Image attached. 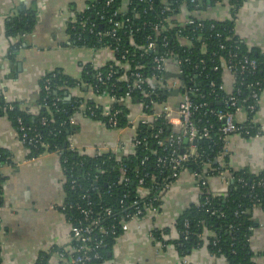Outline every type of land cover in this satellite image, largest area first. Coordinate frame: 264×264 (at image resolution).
<instances>
[{
	"label": "crops",
	"instance_id": "0c3cea01",
	"mask_svg": "<svg viewBox=\"0 0 264 264\" xmlns=\"http://www.w3.org/2000/svg\"><path fill=\"white\" fill-rule=\"evenodd\" d=\"M87 1L0 0V95L7 101L18 102L28 114L37 115L41 77L58 69L76 79L78 84L68 88L64 96L66 101L74 97L80 99L72 123L77 130L69 136L77 149L93 155L108 152L118 138H130L133 129L110 128L84 113L88 106L103 110L113 103L110 95L94 92L92 85L82 79L87 65L93 69L103 67L113 59V53L107 48L75 45L66 32L67 22ZM200 1L199 8L182 7L175 19L180 21L193 16L200 20L231 21L234 33L249 48L264 53V0H244L234 13L227 0ZM125 4L124 0L123 7ZM32 5L36 8V22L31 33L7 36L6 18ZM11 46L15 48L13 61L7 58ZM222 80L229 90L231 77L227 72L223 73ZM122 103L128 114L140 115L138 103L130 99ZM242 118L244 113L239 112L237 119ZM253 119L262 127L260 135L234 134L227 138L228 165L232 170L264 171V88ZM0 149L10 163L2 167L0 183V241L4 261L8 264H60L57 252L69 245L70 237L66 216L59 209L66 201V193L58 155L44 151L32 157L30 149L20 142L17 128L5 115H0ZM227 188L225 179L217 175L208 178L209 193L224 195ZM199 198L195 178L190 170L183 171L163 195L159 214L143 217L133 223L128 232L119 234L97 264H226L222 256L213 255L206 248V241L182 255L171 242L163 243L148 236L149 230L157 229L166 231L162 233L163 240L176 238L175 218L188 205L198 203ZM253 217L258 225L249 239L252 259L255 264H264V211L254 208Z\"/></svg>",
	"mask_w": 264,
	"mask_h": 264
},
{
	"label": "trees",
	"instance_id": "16d2710c",
	"mask_svg": "<svg viewBox=\"0 0 264 264\" xmlns=\"http://www.w3.org/2000/svg\"><path fill=\"white\" fill-rule=\"evenodd\" d=\"M170 0H152L149 6V2L146 0H126V4L123 7L124 0H113L112 3L106 5V0H95L94 7L91 11H84L78 14L77 17L82 19L83 17H89L90 20L101 24L103 30L109 28L111 24L107 22V18L111 16L112 12L117 9L118 16L114 19L120 22V28L117 30L121 35L120 48L123 50L128 49L129 54L125 59H121L116 55V59L120 62H126L131 69H137L142 75L148 76L150 74L151 60L153 53L150 51H143L142 48H135L130 45V37L128 30L132 29V40L139 47L145 45L144 38L148 33H151L148 22L156 19H163L171 14V11L161 12V9ZM218 1V0H215ZM244 0H228L231 11L234 13L237 8L243 3ZM190 7V6H189ZM103 16V19H100ZM126 20V21H125ZM36 22V8L30 6L25 10L19 11L17 14L8 16L4 23L5 34L7 36H15L20 34H29L33 30ZM170 24V23H169ZM201 30H196V35L204 39V45L200 48L199 43L194 40L190 44L192 53L189 56L191 64H195L199 58L204 59V64H201L198 69H191V67L184 66V76L187 77L191 72L198 74V86L200 92L204 94L207 106L204 110H217L222 108L223 104L218 100H214V95H221L223 92L217 89V86L221 82V71H213V65H220V57L232 56V61L235 63H242L244 58L254 59L257 63L256 70H246L243 74L239 75V78L243 79V84L239 85L241 91L237 94L240 99L248 96L249 90L246 88V84L258 79L264 78V53L259 52L257 49L249 48L242 39H240L233 30L231 21H218V20H204ZM212 25L213 27H210ZM168 26V23L166 24ZM173 27L169 30L170 44L166 48H171L174 53H180L177 44L180 42L179 37L176 34V29ZM192 27H185L181 31V36L186 32L191 31ZM66 32L73 44L84 47H92L95 43V37L93 33L87 31H81L78 28L72 29L71 24L67 25ZM81 34L83 41H76L75 36ZM218 34V35H217ZM154 36V35H153ZM162 35H157L156 39L159 42ZM105 40L109 41L110 38ZM160 44V43H159ZM17 47V45H14ZM190 46V45H189ZM15 48L11 46L8 51L7 58L13 61V53ZM163 47L159 45L158 52H162ZM111 62V61H109ZM102 74L107 71V65L100 67ZM122 69L118 66H114L113 75L106 79L103 85L99 84L95 77V70L87 65L82 72V79L89 82L96 87L94 92L107 93L110 96H114L117 99L113 101L112 107L119 109L117 115L118 125H124L126 122V115L128 114L127 108L122 102L125 99H121L124 94V86L122 81H115L122 73ZM213 80L216 84L214 90L208 86L209 81ZM78 84L76 79H72L60 70H53L43 77L39 81V113L37 115L28 114L26 110L21 108L16 101H7L2 95H0V115H5L11 121L15 128L18 127L17 118L22 120L24 126L35 128L42 137V141L38 143L37 147L30 148V155L32 157L43 153L44 151L51 152L54 146L59 147L64 156L67 158L69 165L74 163H82V166H77L73 169L75 175L82 176L84 172L95 170L96 166L103 168L105 173L101 174L100 180L97 182V188L99 193L94 194L93 198L96 203H99L103 207L111 206L118 207V198L121 193V186H113L108 191L107 185L110 182V177H113L118 173L120 166H125L127 169L138 164L139 161L147 156L146 166L150 172L158 174L157 169L154 167V160L156 156L163 155L166 151H162L161 147L153 146L154 139L152 135L157 131L159 138L167 136L170 132L168 124L162 117L150 118L149 122L144 125H139L137 132L139 136H145L146 145L137 147L134 154L122 155L119 160L115 155L111 153H101L94 157L79 154L67 149L65 140L69 135L76 132L77 126L69 122V118L79 109L80 99L74 97L69 101L64 100V96L67 94L68 88L75 87ZM114 84V85H112ZM45 86L49 89L46 90ZM264 88V84L262 85ZM262 88V89H263ZM147 90V89H146ZM156 101L154 105H149L145 111L151 113L158 108L160 103L165 97L162 93L157 95L152 94ZM195 102H201L203 99H197L193 97ZM121 99V100H119ZM132 102L139 103L143 100L148 103V99H142L141 91H133L131 94ZM219 102V104H217ZM248 100L243 105L249 103ZM149 104V103H148ZM11 106V108H10ZM96 117L94 119H102L100 112L101 108L92 106ZM84 113L88 115V110L85 109ZM254 113H248L250 117ZM197 115L194 116L196 118ZM42 118H45V124H42ZM201 126H207L209 130V137L198 138L196 146L198 148L201 157L194 161L189 160L187 167L192 168L194 171L201 172L204 163L207 162V158L210 160L207 172L217 167L214 159L223 151L224 141L218 131L223 125V122L219 120L215 115L206 113L202 115L200 113ZM198 125V124H197ZM259 127L256 123L250 124V134L254 135L256 128ZM244 137H250L245 135ZM190 144L187 138H183L180 143V149H185ZM155 150L156 155L152 152ZM2 152V150L0 149ZM3 156L6 154L2 152ZM229 172L228 188L224 195H213L211 193H204L200 195L199 201L196 204H190L177 215L174 221V228L177 234L176 238L171 240H163L161 230H153V237L157 240H161L163 243L171 242L175 245L176 250L180 254H186L193 248L200 247L206 241V248L217 256H222L225 259L226 264H255L253 261V252L250 247L249 239L252 234V230L257 227L258 223L253 217V210L256 207H260L264 211V171L259 173H252L248 169L232 170L228 165V157L226 158V167ZM82 186H89L92 184L91 179H83ZM131 186V185H130ZM133 188V186H131ZM66 200L75 198L77 191H70L68 183L64 185ZM68 215H73V211H67ZM167 230V229H166ZM115 239H106V246L100 251L101 256L106 255L108 250L111 249ZM45 258L46 254L41 253Z\"/></svg>",
	"mask_w": 264,
	"mask_h": 264
},
{
	"label": "built area",
	"instance_id": "2783aa9c",
	"mask_svg": "<svg viewBox=\"0 0 264 264\" xmlns=\"http://www.w3.org/2000/svg\"><path fill=\"white\" fill-rule=\"evenodd\" d=\"M95 0H88L84 8L79 11L72 19L67 22L71 24V28H78L81 31H87L93 33L95 37V43L91 48H107L113 53V59L111 62H107V71L103 75L100 68H95V77L99 84L103 85L106 79L110 78L114 73V66H118L122 69L121 75L115 81H122L124 86V94L121 99H131L133 91H141L142 99H148V103L145 104L141 100L138 105L140 107V115L131 116L126 115V122L124 125H118L117 115L119 109H114L110 106L101 110L100 115L104 120L97 119L105 123L108 127L118 129L130 127L133 129V134L128 139L118 138L116 144L112 149L108 151L115 155L119 160L122 155H130L135 153L137 147L146 145L145 136H139L137 128L139 125L147 124L150 118L162 117L168 124L169 134L163 138H159L161 130L152 135L154 142L153 146L162 148V151H166L163 155L156 156L154 160V167L157 169L158 174L150 172L146 166L147 156L143 157L138 164L126 168L120 166L118 173L113 177H110L109 184L107 185L108 191L113 186H121V193L118 198V207L111 206L103 207L99 203H96L93 196L98 194L97 182L100 180L101 174L105 173L104 169L96 166L95 170L86 171L82 176H76L73 169L77 166H82V163H74L69 165L67 158L64 156L62 150L54 146L53 151L58 155L60 159L62 179L65 183H68L70 191H77L74 195L75 198L66 200L62 203L59 209L65 214L69 227L70 243L67 247L60 249L57 254L60 264H97L102 261L101 249L106 246V239L116 238L121 233L129 231L130 226L143 217L149 215H158L161 208V201L163 195L172 187L181 173L186 170H190L192 176L195 178L196 186L199 189L200 195L209 193L207 190L208 178L210 176L217 175L222 179H225L228 183V175L226 167V158L228 157V150L226 147L227 138L230 135L238 134L241 136L248 135L250 137L258 136L262 133V127L256 128L255 134H250V124L255 123L253 115L250 117L248 113H255L257 104L262 91L264 78L258 79L246 84V88L249 90L248 96L240 99L238 93L241 91L239 85H242L243 79L238 76L243 74L246 70L255 71L257 63L254 59L244 58L242 63H235L232 61V56L229 55L226 58L220 57V65L215 64L212 67L213 71H221V82L217 86V89L223 94L214 95V100H218L223 104L222 108L217 110L209 109L204 110L207 106L205 96L200 92L198 86V74L191 72L187 77L184 76V66L191 67V69H198L201 64H204V59L199 58L195 64H191L189 56L192 53L191 42L196 40L200 48L204 45V39L196 35V30H201L204 20L197 19L193 16L185 17L183 20H176V16L182 7L199 8L202 4L200 0H170L162 9L161 12L171 11V14L163 19H156L148 22L147 25L151 29V33H148L144 38L145 45L139 47L133 42L131 36L132 29L128 30L130 37V45L135 48H142L143 51H150L154 55L151 60L150 74L148 76L142 75L137 69H131L126 62H120L116 59V55L120 56L123 60L129 54L128 49L120 48L121 35L117 30L120 28V22L115 20L114 17L118 16V10L115 9L111 16L107 18V22L111 24L109 28L103 30L101 24L96 23L89 19V17H83L79 19L78 14L84 11H91L94 7ZM150 3L152 0H146ZM228 1V0H227ZM113 0H106V5L112 3ZM126 2V0H125ZM127 3V2H126ZM103 19V16H100ZM126 21V20H125ZM168 23V26L166 24ZM170 23V24H169ZM66 25V28H67ZM173 27L176 29V34L179 37L180 53H174L171 48H166L170 44L169 30ZM185 27H192L191 31L186 32L181 36V31ZM210 27H213L210 25ZM154 35V36H153ZM157 35H162L160 41L156 39ZM218 35V34H217ZM69 37V36H68ZM110 38L109 41L105 40ZM73 41V40H70ZM76 41H83L81 34L75 36ZM160 43V44H159ZM159 45L164 48L160 53L158 52ZM190 45V46H189ZM104 65V66H105ZM167 72L183 75L182 79L176 76L165 78L164 75ZM227 72L231 77V88L228 90L224 86L222 80L223 73ZM114 85V84H112ZM208 86L210 90H214L216 84L213 80L209 81ZM96 87L93 85V89ZM48 90L49 87L45 86ZM147 89V90H146ZM176 90V95H171V91ZM163 94L165 99L158 103V108L151 113L145 111L149 105H154L155 100L152 94ZM197 99H203L201 102H195L194 97ZM113 101L117 98L111 96ZM119 99V100H121ZM250 100L249 103L243 105ZM11 108V106H10ZM88 115L91 118L96 117L92 106L87 107ZM239 112L244 113V118L237 119ZM200 113L205 115L210 113L215 115L219 120L223 122V125L218 129L223 141V151L214 159L217 167L210 169L211 173L207 172L210 160L207 158V162L204 163L202 171L199 173L192 168L187 167V162L201 157L196 146L198 138L209 137V130L207 126H201ZM197 115L196 118L194 116ZM18 122V136L20 142L28 149L31 147H37L38 143L42 141L40 133L35 128L24 126L22 120L17 118ZM69 122L73 123L74 118L71 116ZM42 124H45V118H42ZM198 124V125H197ZM183 138H187L190 144L185 149L180 148V143ZM67 149L79 154H84L77 149L70 139V136L65 140ZM107 153V152H106ZM156 155L155 150L152 152ZM99 154H93L88 156H96ZM9 160L6 156H3L0 151V183L2 181L1 169L4 165H8ZM91 179L92 184L89 186H82L83 179ZM133 186V188L131 186ZM50 207H53L50 204ZM67 211H73V215H68ZM148 236L153 238V230H149ZM161 247L164 244H160ZM3 245L0 241V264H8L3 259ZM43 264V263H41Z\"/></svg>",
	"mask_w": 264,
	"mask_h": 264
},
{
	"label": "water",
	"instance_id": "95a60500",
	"mask_svg": "<svg viewBox=\"0 0 264 264\" xmlns=\"http://www.w3.org/2000/svg\"><path fill=\"white\" fill-rule=\"evenodd\" d=\"M173 76H176V77L181 78V79H182V77H183V75H181V74H174V73H171V72H167V73H165V75H164L165 78L173 77ZM163 94L166 95V93H163ZM170 94H171V95H176V94H177V91H176V90H173V91H171ZM217 104H219V102H217Z\"/></svg>",
	"mask_w": 264,
	"mask_h": 264
}]
</instances>
